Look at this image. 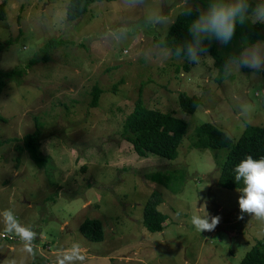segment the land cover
I'll return each instance as SVG.
<instances>
[{
  "label": "rangeland",
  "instance_id": "obj_1",
  "mask_svg": "<svg viewBox=\"0 0 264 264\" xmlns=\"http://www.w3.org/2000/svg\"><path fill=\"white\" fill-rule=\"evenodd\" d=\"M95 1L69 23V0H0L7 12L0 21V62L9 66L0 69L16 72L0 96V140H19L0 145V264H240L264 241V221L248 214L238 219L241 189L218 185L231 147L193 144L205 123L224 130L233 144L248 126L264 127V72L234 69L221 84L210 49L194 66L157 54L172 24L154 26L147 18L158 9L175 21L183 0L131 7L124 0ZM51 39L57 45L45 59L42 49ZM95 86L102 93L92 108ZM181 94L201 98L195 114L181 109ZM140 98L187 121L176 160L142 158L125 138L126 119ZM38 123L36 161L24 142ZM156 173L173 175L170 189L151 182ZM154 193L164 200L161 233L144 223ZM205 205L210 217L221 219L201 233L191 218L205 215ZM85 220L102 224L101 242L81 233Z\"/></svg>",
  "mask_w": 264,
  "mask_h": 264
},
{
  "label": "trees",
  "instance_id": "obj_2",
  "mask_svg": "<svg viewBox=\"0 0 264 264\" xmlns=\"http://www.w3.org/2000/svg\"><path fill=\"white\" fill-rule=\"evenodd\" d=\"M95 0H69L66 10V20L69 23L80 20L93 6ZM6 4L0 5V21H7ZM194 17H184L183 13L178 15L172 24L164 40L169 45L183 42L188 37V20ZM263 24L246 23L243 26H237L235 35L228 45H222L224 52L220 49L219 42L213 40L209 49L216 57V66L219 68L218 82L223 83L225 75L223 74V64L229 55L238 52L246 39L248 42L264 40L262 34ZM162 40V41H164ZM159 41V44L162 42ZM60 42V41H59ZM57 43L56 39H51L42 49L45 53L44 58H48L50 51ZM4 43H2L3 45ZM59 44V43H58ZM194 66V65H193ZM192 65L187 64L186 68L191 70ZM16 72H4L0 69V96L8 86V81ZM102 90L94 87L93 102L90 107L97 108ZM180 107L187 114L193 115L202 105L201 98L191 97L187 94H181L179 97ZM0 120H4L0 117ZM187 121L176 116L164 113L159 110L148 108L143 99L140 98L136 103L134 111L128 116L125 122V138L133 144L135 152L142 158H148L150 155H157L168 160H176L179 156V148L185 140L188 133ZM41 136V125L37 124V131L27 135L25 139V148L31 153V157L38 161L40 152L37 147ZM18 139L7 141L0 140V145H6L18 142ZM231 147L227 155L225 164L221 170L219 186L227 190L242 189L243 184L234 180V167L245 157L251 155L253 158L264 157V127L248 126L239 140L233 144L231 138L218 126L212 123H205L198 127L195 134L193 148L197 149H224ZM20 149L25 150L22 147ZM151 182L163 185L167 189L173 184V175L167 173H156L150 177ZM164 200L160 193H154L145 207L144 223L147 229L152 233H161L164 231L165 218L160 210ZM80 231L89 241L101 242L104 238L102 224L98 220H85L80 226ZM240 264H264V241L260 240L243 258Z\"/></svg>",
  "mask_w": 264,
  "mask_h": 264
},
{
  "label": "clouds",
  "instance_id": "obj_3",
  "mask_svg": "<svg viewBox=\"0 0 264 264\" xmlns=\"http://www.w3.org/2000/svg\"><path fill=\"white\" fill-rule=\"evenodd\" d=\"M127 6H136L143 0H124ZM183 16L194 17L188 20V37L183 42L169 45L166 40L156 46L157 54L163 58L176 57L192 65H199L202 58L208 56L210 43L215 40L221 45H228L236 32L237 26L246 23L264 24V0H183ZM147 22L154 26L171 25L175 21L171 15L162 10H153ZM125 35L126 32L118 33ZM0 67H9L0 62ZM250 69L253 74L264 72V40L255 42L243 41L238 52L228 56L223 64V74L231 76L233 70ZM246 112V107L241 106ZM246 114H250L247 113ZM234 180L242 183L238 205L240 215L244 214L264 221V157L258 159L248 155L234 167ZM205 215L193 216L191 224L199 232H211L220 223L221 217L209 216L206 205ZM36 234L33 232L24 239L25 245H31ZM31 251V249H27ZM7 264V262H6ZM14 264V262H13Z\"/></svg>",
  "mask_w": 264,
  "mask_h": 264
},
{
  "label": "built area",
  "instance_id": "obj_4",
  "mask_svg": "<svg viewBox=\"0 0 264 264\" xmlns=\"http://www.w3.org/2000/svg\"><path fill=\"white\" fill-rule=\"evenodd\" d=\"M3 238H5V239H9L10 237H9V235L4 234V235H3ZM12 239H13V238H12Z\"/></svg>",
  "mask_w": 264,
  "mask_h": 264
},
{
  "label": "crops",
  "instance_id": "obj_5",
  "mask_svg": "<svg viewBox=\"0 0 264 264\" xmlns=\"http://www.w3.org/2000/svg\"><path fill=\"white\" fill-rule=\"evenodd\" d=\"M52 254H54V255H57L56 253H52ZM58 256V255H57ZM54 258V260L53 261H58L59 260V257L58 258H56V257H53Z\"/></svg>",
  "mask_w": 264,
  "mask_h": 264
}]
</instances>
